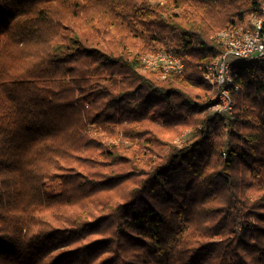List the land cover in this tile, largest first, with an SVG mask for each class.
I'll list each match as a JSON object with an SVG mask.
<instances>
[{"label":"trees","instance_id":"trees-1","mask_svg":"<svg viewBox=\"0 0 264 264\" xmlns=\"http://www.w3.org/2000/svg\"><path fill=\"white\" fill-rule=\"evenodd\" d=\"M261 2L0 0V264H264V62L204 79Z\"/></svg>","mask_w":264,"mask_h":264},{"label":"built area","instance_id":"built-area-1","mask_svg":"<svg viewBox=\"0 0 264 264\" xmlns=\"http://www.w3.org/2000/svg\"><path fill=\"white\" fill-rule=\"evenodd\" d=\"M225 45V52L205 68L204 79L217 88V103L212 107L214 113L234 118L230 87L233 84V66L242 62H264V0L260 15H252L245 29H227L219 33ZM141 66L145 69H163L168 73H182L184 64L174 53L159 51L147 54Z\"/></svg>","mask_w":264,"mask_h":264},{"label":"rangeland","instance_id":"rangeland-1","mask_svg":"<svg viewBox=\"0 0 264 264\" xmlns=\"http://www.w3.org/2000/svg\"><path fill=\"white\" fill-rule=\"evenodd\" d=\"M148 71H153V70H149V69H145V68L141 67V72L146 73V72H148ZM190 136H191V133L186 132V133H184L183 138L180 139V140H176V142H178V144H181L182 141H184V140L190 138Z\"/></svg>","mask_w":264,"mask_h":264}]
</instances>
